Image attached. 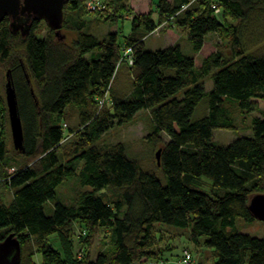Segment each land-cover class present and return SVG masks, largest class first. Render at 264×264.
<instances>
[{
  "label": "trees",
  "instance_id": "trees-1",
  "mask_svg": "<svg viewBox=\"0 0 264 264\" xmlns=\"http://www.w3.org/2000/svg\"><path fill=\"white\" fill-rule=\"evenodd\" d=\"M85 1L63 4L62 29L72 38L55 39L51 29L39 37L36 19L24 36L8 17L0 22V60L9 65L23 131V150L12 154L0 94V185L12 196L0 199V240L16 236L18 264H37L39 255L40 264H165L157 244L166 225L188 231L213 264H264V237L236 225L255 220L248 201L264 190V105L257 103H264V50L245 44L264 41V0H151L157 20L133 16L124 39L118 31L95 32L110 18L108 8L124 0H100L105 7L94 12ZM88 13L95 19L87 22ZM164 23L186 35L190 51L178 42L145 49L144 38ZM212 33L226 35L228 52L218 44L196 65L194 55ZM125 75L126 85L116 89ZM200 102L203 116L193 118ZM69 109L75 130L67 128ZM142 111L147 140L160 145V175L144 169L124 143H98ZM251 112L246 134L225 146L214 140V129L237 130V117ZM9 152L30 161L7 166ZM201 177L210 179V193L195 188ZM67 179L80 187L68 203L57 194ZM74 226L78 235L106 230L108 248L95 257L76 250Z\"/></svg>",
  "mask_w": 264,
  "mask_h": 264
},
{
  "label": "rangeland",
  "instance_id": "rangeland-1",
  "mask_svg": "<svg viewBox=\"0 0 264 264\" xmlns=\"http://www.w3.org/2000/svg\"><path fill=\"white\" fill-rule=\"evenodd\" d=\"M108 9H109L108 17L110 18L107 19V22L105 23L99 22L96 25L95 32L101 37L102 35L104 36L109 31H113V32L118 31V34L120 35V39L122 38L124 39V36L130 32V28H131L130 19H132L133 16L135 17L138 15H142V16L151 15L152 19L157 20L155 7L154 4L151 2V0H124L122 6H120L119 8L111 7ZM120 10L122 13L118 12ZM93 16H95V13H88L84 15L86 20L92 19ZM63 18H64V13H63ZM39 22L41 27L37 33L39 37H43L44 35H46L48 29H51L53 31L52 35L54 36L55 39L58 38L63 39L65 35H69L70 38L74 36L73 33H69V30L62 29V25L58 30V35H56V31L51 27H49V25L45 22L44 19L39 20ZM87 22H90V20H87ZM18 32L19 33L21 32L20 28H18ZM144 39H145L144 47L147 50L161 48L167 46L168 44H173L178 42L181 45L182 49L185 50V52L190 51L189 50L190 47L187 42L186 35L182 34V32L176 27H172L169 23L162 24V26L155 29L151 34L147 35ZM227 39H229L228 35H227ZM218 44L219 45L221 44L220 48L228 52V43H226V35L220 37L218 33L208 34L206 36V41L202 49L200 50L199 53H196L194 55L196 65H199L200 60L204 56L217 49ZM245 44L249 49L248 51L251 52H262L264 50V41L255 42V44L246 42ZM8 67L9 65L7 64V61L4 62L0 60V94L4 97V101H5L6 72ZM123 84L126 85V75L124 79H122V82L118 81V83L115 86L116 89L121 88ZM210 84H211L210 82L207 83L209 87ZM202 102H200L196 107V110L194 111L193 114V118L203 116V113H199L204 110V106ZM257 103L261 107L264 105V103L261 101H258ZM256 113L257 112H251L250 114H246L247 118L246 119L243 118L242 120L240 117H237L238 125H239L238 126L239 128L237 130H228V129H219V128L214 129L213 130L214 140L218 144L225 146L228 145L232 140L237 138L238 135L246 134L249 119L252 115ZM69 114H70L69 119L66 122L67 128L73 127L75 130L76 126L78 125L76 119V113L71 109H69L67 110V116ZM148 120L149 117L146 111L139 112L134 116V119L131 123L123 124V125H115L110 130H108L105 134L101 136L98 143L99 144L116 143V142L124 143L125 147L127 148L128 154L131 157L135 158L142 165L144 169H151L160 175L159 171L155 168V161H156L155 153L160 148V145L157 144L152 145L151 142H149L146 138V135L148 133ZM7 125L8 126L6 128V132L3 134V136L4 138H6L7 147L11 149V153L16 155L17 153L12 151L14 150V148L11 140V131H10L8 117H7ZM11 153L9 152L7 155V158H9L7 166H16L18 169L22 167L25 162L28 163L30 161L28 159H23L24 161L22 162L21 158L14 157ZM194 186L195 188L203 189L204 191L209 193L213 189L210 179L206 177H201L198 180L197 184ZM79 188L80 187L78 185L77 180L75 181L74 179H67L58 187L57 194L61 200L64 201L66 200V202L68 203L70 202V199H73L75 192H77ZM108 192L109 191L107 190L106 193ZM255 193H264V190H259L256 191ZM11 197L12 196L10 190H8V188H6V186H4L3 183H1L0 199L4 201V203H8ZM236 225L238 230H240L243 233H247L252 236H256L260 238L264 237V223L260 220L255 219L253 222H245L243 219H237ZM162 227L163 229H165V230L161 229L162 230L161 234L163 235L162 236L163 238L161 237L162 239L158 242L157 246L159 252L160 250L164 249L159 253V256L162 259H164L165 264H183L181 261L183 248H188L193 252L196 264H213L215 257L211 259V253L209 251L204 250L205 249L204 247H197L189 239L188 231L184 230L183 228L172 229L173 227H171L169 231L167 230L166 225ZM74 228H75V232L72 237H73V244L76 247V250L78 249V247L81 248L83 247L84 251L86 249V251L89 252L90 257H95L98 251H104V249L108 248L107 245L109 244L106 243L105 246L103 242V240L106 241L108 237L106 230H99L98 232L97 231L95 232L96 234L94 233L95 235L87 236L86 234L83 235L84 234L83 232L81 233V235H78L80 234V231L78 230L79 228H77L76 226H74ZM171 232L177 233L178 236H173ZM201 239L203 240L204 238ZM84 240L86 241L83 242ZM36 263L40 264V255L39 257L38 256L36 257Z\"/></svg>",
  "mask_w": 264,
  "mask_h": 264
},
{
  "label": "water",
  "instance_id": "water-1",
  "mask_svg": "<svg viewBox=\"0 0 264 264\" xmlns=\"http://www.w3.org/2000/svg\"><path fill=\"white\" fill-rule=\"evenodd\" d=\"M66 0H0V22L4 17L11 20V26L16 31L20 28L24 36L30 28L33 19L45 22L56 31L60 29L63 21V4ZM19 17H22L20 19ZM21 21L24 26L16 25ZM29 82V79L27 80ZM33 93V92H32ZM5 101L11 131L13 148L23 150L22 123L18 112L17 96L10 79V70L6 72ZM160 148L156 151V162L159 165ZM248 210L257 220L264 223V193H255L250 196ZM21 247L13 233L0 240V264H18L20 261Z\"/></svg>",
  "mask_w": 264,
  "mask_h": 264
},
{
  "label": "built area",
  "instance_id": "built-area-1",
  "mask_svg": "<svg viewBox=\"0 0 264 264\" xmlns=\"http://www.w3.org/2000/svg\"><path fill=\"white\" fill-rule=\"evenodd\" d=\"M86 8L89 10V11H97V10H102L104 9L105 5L103 3H101L99 0H87L86 3ZM184 7V6H183ZM129 51H126L124 50L123 51V56H127V61L129 64L132 63V59L131 57L128 55ZM63 127H66V124H63ZM182 263L183 264H194L195 263V260L193 259L191 253L184 249L182 251ZM150 264H156V263H150Z\"/></svg>",
  "mask_w": 264,
  "mask_h": 264
},
{
  "label": "flooded vegetation",
  "instance_id": "flooded-vegetation-1",
  "mask_svg": "<svg viewBox=\"0 0 264 264\" xmlns=\"http://www.w3.org/2000/svg\"><path fill=\"white\" fill-rule=\"evenodd\" d=\"M20 19H21V17H19ZM16 25H18V26H22V25H24L21 21H17V24Z\"/></svg>",
  "mask_w": 264,
  "mask_h": 264
},
{
  "label": "clouds",
  "instance_id": "clouds-1",
  "mask_svg": "<svg viewBox=\"0 0 264 264\" xmlns=\"http://www.w3.org/2000/svg\"><path fill=\"white\" fill-rule=\"evenodd\" d=\"M87 1V0H86ZM86 1H85V3H86ZM100 1V0H99ZM101 3H102V1H100ZM104 4V3H103ZM90 12H94V11H90ZM157 29V28H156ZM152 33V32H151Z\"/></svg>",
  "mask_w": 264,
  "mask_h": 264
},
{
  "label": "crops",
  "instance_id": "crops-1",
  "mask_svg": "<svg viewBox=\"0 0 264 264\" xmlns=\"http://www.w3.org/2000/svg\"><path fill=\"white\" fill-rule=\"evenodd\" d=\"M168 45H170V44H168ZM168 45H167V46H168ZM164 47H165V46H164ZM11 198H12V197H11ZM10 200H11V199H10Z\"/></svg>",
  "mask_w": 264,
  "mask_h": 264
}]
</instances>
